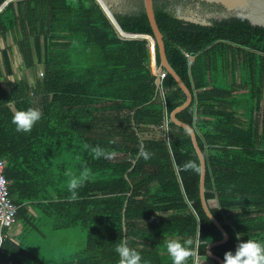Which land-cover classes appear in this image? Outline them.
<instances>
[{"label":"trees","instance_id":"1","mask_svg":"<svg viewBox=\"0 0 264 264\" xmlns=\"http://www.w3.org/2000/svg\"><path fill=\"white\" fill-rule=\"evenodd\" d=\"M153 2L167 60L192 93L177 118L204 154L205 198L216 199L210 211L228 233L212 248L223 260L240 241L264 243V27L240 17L188 22ZM115 18L124 32L153 35L142 9ZM0 41V78L13 73V46L32 75L0 82V158L21 223L15 237L1 230L0 264H47L32 245L76 226L84 246L53 264H119L125 238L147 264H172L166 241L191 239L194 264L222 238L201 206L190 135L169 118L185 95L167 72L156 87L147 38L123 37L97 0H8ZM28 108L42 117L18 132L12 116ZM96 146L107 155L94 158ZM85 167L72 200L66 172Z\"/></svg>","mask_w":264,"mask_h":264},{"label":"water","instance_id":"2","mask_svg":"<svg viewBox=\"0 0 264 264\" xmlns=\"http://www.w3.org/2000/svg\"><path fill=\"white\" fill-rule=\"evenodd\" d=\"M7 1L8 0H6L0 6V9ZM97 2L100 4L104 12L107 14L109 19L112 21L116 29L121 33L123 37H144L148 39L149 48L152 54V63L150 66L154 72V75L156 76V87L159 88L162 83L160 74L162 72H167L174 78L177 86L184 93L185 100L170 112L169 118L170 121L173 122V124L186 130L190 135L193 148L198 156L200 163L199 197L201 206L205 214L206 212H211L209 201L206 200L204 194L206 172L204 154L198 145L194 128L177 118V113H179L182 109H184L191 103L192 93L167 60L163 35L157 25L154 15L153 0H97ZM135 2L138 3V7L136 9H134L136 6L132 5V3ZM203 3L206 6H204ZM181 6L182 7L180 11L177 12V17L188 22L209 25L211 23V20L213 19L221 20L240 17L246 19L251 25L264 27V0H191V3L189 5H186L185 7H183V5ZM140 9L145 12L153 35L132 34L124 32L115 18L116 13L125 14ZM156 49L159 55V63L156 62ZM185 55L188 57L190 64L195 60V55H189L187 52H185ZM206 216L208 217L207 214ZM211 222L220 231V233L222 234V238L220 240L209 243L206 247V252L211 259L216 260L219 264H223V260L212 252V248L221 243H224L228 239V233L213 214Z\"/></svg>","mask_w":264,"mask_h":264},{"label":"clouds","instance_id":"3","mask_svg":"<svg viewBox=\"0 0 264 264\" xmlns=\"http://www.w3.org/2000/svg\"><path fill=\"white\" fill-rule=\"evenodd\" d=\"M41 117L42 113L37 108L17 110L12 116V123L15 125L16 131L29 133ZM85 147L88 148L89 146L85 145ZM91 151L94 158L105 157L107 155L99 146L91 148ZM139 154L145 160L151 155L143 146H141ZM66 175L70 177L67 182L70 198L76 200L78 198L77 190L89 178L90 171L85 167L79 174L68 171ZM206 214L208 215V219L211 220L212 212H206ZM192 244L193 241L191 239L186 240L183 244L176 239L167 240L166 249L172 260V264H186L187 258L191 255L190 247ZM115 252L119 258V264H147V261L143 260L139 252L129 247L126 238L116 245ZM223 264H264V243L253 239L238 242L234 253L231 251L224 253Z\"/></svg>","mask_w":264,"mask_h":264},{"label":"rangeland","instance_id":"4","mask_svg":"<svg viewBox=\"0 0 264 264\" xmlns=\"http://www.w3.org/2000/svg\"><path fill=\"white\" fill-rule=\"evenodd\" d=\"M7 45V42L3 43L0 41V50ZM11 64L14 66V72L12 75H7L9 80H4L3 84L7 86V81L11 85L14 81H17L23 76L24 65L21 60V56L17 52L16 48L12 47ZM41 72V68L37 70ZM216 199H210L209 204L211 206L216 205ZM86 240L85 231L80 227L76 226L71 229H62L54 233L51 237H47L42 242H35L32 245L36 251L40 252L47 264H53L56 259L69 255L79 249H81Z\"/></svg>","mask_w":264,"mask_h":264},{"label":"built area","instance_id":"5","mask_svg":"<svg viewBox=\"0 0 264 264\" xmlns=\"http://www.w3.org/2000/svg\"><path fill=\"white\" fill-rule=\"evenodd\" d=\"M40 75L42 73L40 72ZM165 76V72L160 74L161 79ZM5 162L0 158V243L2 240L1 230L7 229V232L17 222V206L12 202L8 194V180L4 173ZM0 252H3L0 248Z\"/></svg>","mask_w":264,"mask_h":264},{"label":"crops","instance_id":"6","mask_svg":"<svg viewBox=\"0 0 264 264\" xmlns=\"http://www.w3.org/2000/svg\"><path fill=\"white\" fill-rule=\"evenodd\" d=\"M12 54L13 53L11 51V55ZM11 55H10V58H11ZM14 66L11 64L12 72H14ZM24 70L25 71L23 73V76L24 75H27V77L31 79L32 78V75L30 74L29 70L27 71L25 68H24ZM6 79L9 80L7 74L4 73L3 76L0 78V82L2 83V85L4 87H7V88L11 87L16 82V81H14V83H12L10 85L9 82L7 81V86H6V85L3 84V81L6 80ZM30 212H32V211L30 210ZM20 231H21V223L17 219L16 224L8 231V233H9L10 236L15 237V236H17L18 233H20ZM161 239H163V241H164L166 238H161ZM206 251H207V248H206ZM211 263H212V259L209 257V255L207 254V252L204 255H197L195 257V263L194 264H211Z\"/></svg>","mask_w":264,"mask_h":264},{"label":"flooded vegetation","instance_id":"7","mask_svg":"<svg viewBox=\"0 0 264 264\" xmlns=\"http://www.w3.org/2000/svg\"><path fill=\"white\" fill-rule=\"evenodd\" d=\"M159 4L160 3H168L169 6L174 7L175 9H178L177 12L180 11L181 9V5H183V7H185L186 5H189L191 3V0H156ZM133 6H136L134 9H136L138 7V3H132ZM204 6H206L203 3ZM212 21V20H211Z\"/></svg>","mask_w":264,"mask_h":264}]
</instances>
